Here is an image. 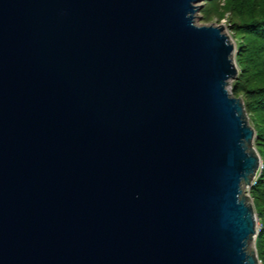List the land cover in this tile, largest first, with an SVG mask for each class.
Returning <instances> with one entry per match:
<instances>
[{
  "label": "water",
  "instance_id": "obj_1",
  "mask_svg": "<svg viewBox=\"0 0 264 264\" xmlns=\"http://www.w3.org/2000/svg\"><path fill=\"white\" fill-rule=\"evenodd\" d=\"M198 0H0V264H257L260 158Z\"/></svg>",
  "mask_w": 264,
  "mask_h": 264
},
{
  "label": "trees",
  "instance_id": "obj_2",
  "mask_svg": "<svg viewBox=\"0 0 264 264\" xmlns=\"http://www.w3.org/2000/svg\"><path fill=\"white\" fill-rule=\"evenodd\" d=\"M206 15L222 16L234 34V60L238 69L231 88L243 100L254 131L253 144L260 158L248 195L257 215L259 228L255 239L257 258L264 264V0H206Z\"/></svg>",
  "mask_w": 264,
  "mask_h": 264
},
{
  "label": "rangeland",
  "instance_id": "obj_3",
  "mask_svg": "<svg viewBox=\"0 0 264 264\" xmlns=\"http://www.w3.org/2000/svg\"><path fill=\"white\" fill-rule=\"evenodd\" d=\"M205 1L206 0H198L195 3L198 6V9L194 13V17L197 16V18H193L194 23L198 24V25H200V24L221 25L222 26V32L225 33L228 36L229 40L234 44V51L232 53V57H233V61L235 64V60H234L235 42H234V38H233L234 34L232 33L230 27L228 26L227 17H226L227 13H224L222 16L217 17V15H215V13H213L211 11V13L209 12V15H206V12H204L205 11V4H204ZM235 66H236V64H235ZM237 72H238V69L236 67V75L234 77L228 79V81H227V90L233 96H235V95L233 94L231 84H232V81L237 77ZM235 97H238L240 99V101L242 103L243 111H244L246 118H247V121L251 126V123L248 120L247 112L244 108L243 100L240 98V96H235ZM253 146H254V144H253ZM248 188L249 187H242V194H248ZM251 205H252V202H251ZM252 209H253V207H252ZM253 212H254V210H253ZM254 215H255V223H254L255 233H254L253 239H252V242H253L252 249H253L254 253L256 254L255 239H256V234H257L258 228H259V223H258V218H257V215L255 212H254ZM256 258H257V254H256ZM257 260H258V258H257ZM257 264H260L259 260L257 261Z\"/></svg>",
  "mask_w": 264,
  "mask_h": 264
},
{
  "label": "built area",
  "instance_id": "obj_4",
  "mask_svg": "<svg viewBox=\"0 0 264 264\" xmlns=\"http://www.w3.org/2000/svg\"><path fill=\"white\" fill-rule=\"evenodd\" d=\"M261 168V163L258 165V170ZM258 172V171H257ZM257 174V173H256Z\"/></svg>",
  "mask_w": 264,
  "mask_h": 264
}]
</instances>
